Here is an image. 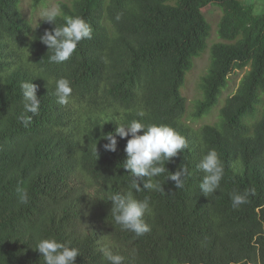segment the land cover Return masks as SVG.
<instances>
[{
	"label": "trees",
	"instance_id": "obj_1",
	"mask_svg": "<svg viewBox=\"0 0 264 264\" xmlns=\"http://www.w3.org/2000/svg\"><path fill=\"white\" fill-rule=\"evenodd\" d=\"M22 3L0 0V264H45L35 249L44 238L77 248L75 264H108L104 245L123 264H264V16L243 0L62 1L57 26L79 16L92 37L55 63L39 37L56 25H34ZM210 5L222 11L212 45L203 13ZM207 51L201 97L189 112L183 89ZM238 72L244 76L236 93L222 100ZM60 78L73 89L67 105L55 95ZM31 81L40 110L24 126L20 85ZM216 109L213 122L188 124ZM132 120L170 126L188 145L153 178L162 190L131 189L150 204L144 220L151 230L141 237L122 230L111 214L110 197L133 180L123 168L131 137H117L115 152L103 139ZM212 149L224 176L207 197L197 165ZM182 165L189 175L177 189L168 176ZM137 179L143 187L148 178ZM18 187L27 189L28 204L18 202ZM252 188L247 203L233 208L231 194Z\"/></svg>",
	"mask_w": 264,
	"mask_h": 264
},
{
	"label": "clouds",
	"instance_id": "obj_2",
	"mask_svg": "<svg viewBox=\"0 0 264 264\" xmlns=\"http://www.w3.org/2000/svg\"><path fill=\"white\" fill-rule=\"evenodd\" d=\"M60 15V10L56 7L46 8L40 13V23L56 25L55 28L45 31L39 37V40L52 51L50 61L55 63L69 60L79 42L92 37V28L82 17L65 16L63 26H57L56 20ZM20 87L23 94L24 111L18 120L24 126H28L32 122V117L39 114L40 98L37 96V85L33 81L21 82ZM72 91L71 82L68 79L60 78L55 81V95L58 104H69ZM28 113L32 115L29 116ZM137 115L143 117L145 113L139 111ZM141 130H144L142 135L139 134ZM129 136L131 138L127 140L125 148L127 159L123 163V168L130 170L133 180L130 189L124 194L117 193L110 197L111 214L122 230L130 231L136 237H141L151 230L144 220V216L151 211L150 204L147 197L143 200L135 198L131 189L137 192L142 189L162 190L160 183L154 181L153 178L165 172V161L169 162L173 157L178 156L188 145L185 138L170 126L146 125L141 121L132 120L127 124H117L114 133H107L103 137L108 141L104 145L105 150L115 152L118 144L117 137L128 138ZM197 168L204 173L199 185L202 193L207 197L215 194L220 189L224 176V166L217 151L212 149L203 155ZM188 175L187 166L182 165L180 170L168 176V180L174 181L175 187L180 189L184 187L185 177ZM143 177L148 179L141 187L137 178ZM250 194H255V188L245 190L243 193L233 192L231 194L233 208L247 203V197ZM17 195L20 204L29 203V195L25 187H18ZM35 249L42 254L45 264H75L79 256L77 248L58 242L54 238L39 239ZM100 251L108 264H123L124 257L114 254L108 245H104Z\"/></svg>",
	"mask_w": 264,
	"mask_h": 264
},
{
	"label": "rangeland",
	"instance_id": "obj_3",
	"mask_svg": "<svg viewBox=\"0 0 264 264\" xmlns=\"http://www.w3.org/2000/svg\"><path fill=\"white\" fill-rule=\"evenodd\" d=\"M62 1H69V0H45L38 7L34 6L33 0H23L22 9L25 17L30 21H32L34 25H36L37 23L40 22V13L43 10L51 7L58 8V3ZM243 1L245 2L246 5L252 6L256 14L264 16V0H243ZM203 13L207 18V20L209 21V23L212 25V37L209 42V44L212 45V43L218 42L217 28L221 19L222 11L219 8V6L210 5L203 10ZM209 64H210V57H209V52L207 51L201 58L196 60L195 68L187 78V84L183 89V94L188 100L189 112L192 111V106L194 102L201 97L199 84L201 81V77L207 72ZM243 76H244L243 72L234 73L231 76L229 87L227 88V90H225L222 100L236 93ZM217 115H218V109L214 110L212 116L208 118H203L198 121L188 122V124H190L194 128H199L203 124L211 123L214 120H216Z\"/></svg>",
	"mask_w": 264,
	"mask_h": 264
}]
</instances>
